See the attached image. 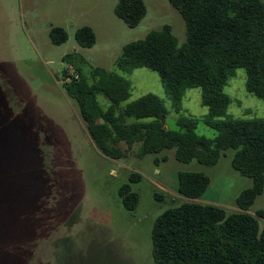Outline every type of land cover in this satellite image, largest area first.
Wrapping results in <instances>:
<instances>
[{
	"label": "rangeland",
	"instance_id": "1",
	"mask_svg": "<svg viewBox=\"0 0 264 264\" xmlns=\"http://www.w3.org/2000/svg\"><path fill=\"white\" fill-rule=\"evenodd\" d=\"M143 2L144 18L129 28L114 14L117 0H0V264H153L155 219L189 201L177 192L178 172H201L210 179L204 194L190 202L229 212L238 211L237 197L252 186L250 178L232 168L231 151L206 166L177 161L173 149L139 158L135 143L116 161L90 140L64 89L79 76L77 68L85 77L101 68L125 78L131 96L122 106L147 94L158 97L167 110V130H179L180 116L191 117L198 136L214 138L203 123L207 108L200 89H186L176 106L155 72L116 70L124 45L163 25L171 26L178 46L186 42L183 19L169 0ZM84 26L95 33L90 48L75 40ZM53 27L65 30V43H51ZM223 93L229 105L221 119H264V101L246 91L244 69L233 70ZM97 101L109 106L102 95ZM162 157L166 160L156 165L154 160ZM131 173L140 180L130 182ZM125 184L139 196L134 210H126L118 194ZM258 211L263 212L258 218L263 230L264 188L248 212Z\"/></svg>",
	"mask_w": 264,
	"mask_h": 264
},
{
	"label": "trees",
	"instance_id": "2",
	"mask_svg": "<svg viewBox=\"0 0 264 264\" xmlns=\"http://www.w3.org/2000/svg\"><path fill=\"white\" fill-rule=\"evenodd\" d=\"M169 2L183 19L186 42L178 46L171 26L163 25L124 45L115 67L124 73L138 68L155 72L176 106L186 89H200L201 104L207 108L203 123L214 131L212 140L195 133L197 121L191 117L180 116L179 130H167L163 124L167 110L155 95L122 106L131 96V87L114 71L93 68L85 77L77 68L79 76L65 84V92L75 101L96 149L111 160L123 159L135 143H139V158L173 149L177 161L206 166L215 165L225 151H231L232 168L252 180V186L236 199L238 211L229 212L190 202L204 194L210 179L201 172H178L177 192L189 201L168 208L155 219L151 229L153 264H264V229L258 224L263 212H248L264 188V119H221L229 105L223 88L235 69L245 70L246 91L264 101V2ZM114 14L135 28L146 8L143 0H117ZM49 38L53 45H61L67 41V33L53 27ZM75 40L80 47L90 48L96 37L92 28L84 26L76 30ZM98 95L109 101L108 107L99 104ZM149 118L153 121H142ZM128 119L135 121L128 123ZM165 160L156 158L154 162ZM139 180L137 173L129 176L132 183ZM118 194L126 210L137 207L139 196L130 185L121 186Z\"/></svg>",
	"mask_w": 264,
	"mask_h": 264
},
{
	"label": "built area",
	"instance_id": "3",
	"mask_svg": "<svg viewBox=\"0 0 264 264\" xmlns=\"http://www.w3.org/2000/svg\"><path fill=\"white\" fill-rule=\"evenodd\" d=\"M76 78H77V76H76Z\"/></svg>",
	"mask_w": 264,
	"mask_h": 264
}]
</instances>
